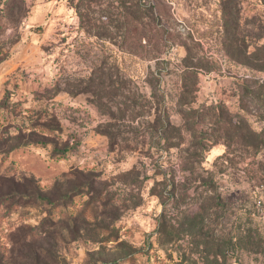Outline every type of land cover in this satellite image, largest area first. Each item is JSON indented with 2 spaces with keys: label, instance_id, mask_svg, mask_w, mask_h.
Instances as JSON below:
<instances>
[{
  "label": "rangeland",
  "instance_id": "1",
  "mask_svg": "<svg viewBox=\"0 0 264 264\" xmlns=\"http://www.w3.org/2000/svg\"><path fill=\"white\" fill-rule=\"evenodd\" d=\"M262 1L0 0V264H264Z\"/></svg>",
  "mask_w": 264,
  "mask_h": 264
},
{
  "label": "trees",
  "instance_id": "2",
  "mask_svg": "<svg viewBox=\"0 0 264 264\" xmlns=\"http://www.w3.org/2000/svg\"><path fill=\"white\" fill-rule=\"evenodd\" d=\"M262 3L264 5V1H262ZM137 9L139 12L144 14L146 7L142 2H140L137 6ZM229 15H230V13H229ZM230 16L232 17V15H230ZM29 143H31V142H29ZM19 146H20V144H19ZM69 148L70 147H66L64 150H62V152L68 153ZM7 182L9 183V187L6 191L0 193V204H7L10 201H13L15 203H17V202L26 203L27 200L35 201V200H41L42 199V200L46 201L47 204L50 205V208L48 210V215L42 221V224H41L43 229L51 228V227L59 224V221H61L62 219L54 218L52 216V212H54L56 208L58 209V207L64 206V204L66 202H70L73 199V194H71L72 192L69 193V194H71V196L67 195L64 197V200L62 199V200L57 201V200H52L49 195H44L43 191L37 189L36 186L33 187L32 192H29L22 185V183H18V181H16V180H13L10 178L8 180L6 179L3 181V183H7ZM76 194L77 193H75L74 195H76ZM69 217H71V216L69 215Z\"/></svg>",
  "mask_w": 264,
  "mask_h": 264
},
{
  "label": "built area",
  "instance_id": "3",
  "mask_svg": "<svg viewBox=\"0 0 264 264\" xmlns=\"http://www.w3.org/2000/svg\"><path fill=\"white\" fill-rule=\"evenodd\" d=\"M256 206L264 215V193L256 199Z\"/></svg>",
  "mask_w": 264,
  "mask_h": 264
}]
</instances>
